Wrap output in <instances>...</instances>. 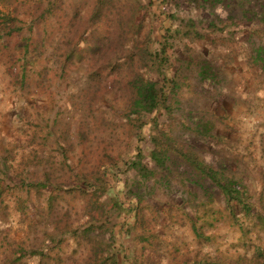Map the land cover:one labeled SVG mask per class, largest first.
<instances>
[{
	"label": "rangeland",
	"instance_id": "obj_1",
	"mask_svg": "<svg viewBox=\"0 0 264 264\" xmlns=\"http://www.w3.org/2000/svg\"><path fill=\"white\" fill-rule=\"evenodd\" d=\"M0 228V264H264V0H0Z\"/></svg>",
	"mask_w": 264,
	"mask_h": 264
},
{
	"label": "trees",
	"instance_id": "obj_2",
	"mask_svg": "<svg viewBox=\"0 0 264 264\" xmlns=\"http://www.w3.org/2000/svg\"><path fill=\"white\" fill-rule=\"evenodd\" d=\"M135 98L133 101L134 112L152 111L160 102V91L153 81L143 80L140 77L134 82Z\"/></svg>",
	"mask_w": 264,
	"mask_h": 264
},
{
	"label": "crops",
	"instance_id": "obj_3",
	"mask_svg": "<svg viewBox=\"0 0 264 264\" xmlns=\"http://www.w3.org/2000/svg\"><path fill=\"white\" fill-rule=\"evenodd\" d=\"M3 233H6L5 232V230L3 231L1 228H0V234H3ZM0 239H1V237H0ZM2 242H4V244H6V240L5 241H3V239H2V241H0V244L2 243ZM9 246L10 245H12L11 243H7ZM15 246H16V248L19 250V252H20V250H21V246H19V244H14ZM20 260L21 259H19V263L20 264H27V262H25V261H21L20 262Z\"/></svg>",
	"mask_w": 264,
	"mask_h": 264
}]
</instances>
